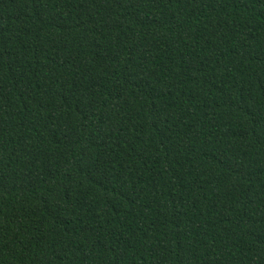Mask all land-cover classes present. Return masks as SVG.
<instances>
[{
	"label": "trees",
	"instance_id": "trees-1",
	"mask_svg": "<svg viewBox=\"0 0 264 264\" xmlns=\"http://www.w3.org/2000/svg\"><path fill=\"white\" fill-rule=\"evenodd\" d=\"M0 264H264V0H0Z\"/></svg>",
	"mask_w": 264,
	"mask_h": 264
}]
</instances>
